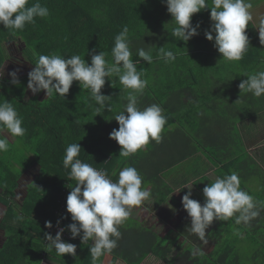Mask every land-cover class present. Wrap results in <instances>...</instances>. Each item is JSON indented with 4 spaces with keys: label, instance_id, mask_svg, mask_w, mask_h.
Listing matches in <instances>:
<instances>
[{
    "label": "trees",
    "instance_id": "16d2710c",
    "mask_svg": "<svg viewBox=\"0 0 264 264\" xmlns=\"http://www.w3.org/2000/svg\"><path fill=\"white\" fill-rule=\"evenodd\" d=\"M35 2L29 0L28 6ZM39 2L48 8L49 15L35 18L34 25L10 32L0 24L2 69L6 62V46L13 42H20L24 48L41 55L55 53L65 59L80 55L89 64L93 50L97 54L104 51L108 53L106 60L111 62L114 38L127 26L134 61L139 59L138 48L155 46L153 63L148 65L141 61L137 65L138 70L144 69L142 78L148 81L143 94L138 97V107L143 110L151 104L160 105L167 122L160 139L150 140L146 152L139 150L127 159L121 158L120 146L109 139L112 130L119 128L114 116L123 111L127 103L126 93L120 90L117 77L106 78L101 91L112 97V111L105 109L101 115L94 111L97 105L90 100L88 90L80 88L78 82L73 83L65 98L53 95L39 100L27 97L28 74L17 77L18 85H13L11 79H1L0 102L7 100L13 105L23 119L22 127L26 132L24 136L10 140L8 151L0 153V203L6 207L0 220V229L5 235V242L0 246V264H43L44 259H52L56 264H92L89 251L92 242L82 244L80 237L72 239L68 230L72 221L66 212V200L71 191L69 186L74 187L75 181L68 179L70 169L64 168L63 157L72 143L80 144L78 158L82 162L103 170L113 181H117L119 171L124 167H135L143 177L142 187L151 193L148 200L155 209L174 193V188L162 174L201 152L214 169L216 178L237 173L240 188L253 196L258 207L264 204V166L247 150L236 127L243 119L264 112V96L256 98L243 94L240 97L238 87L247 79L246 73L264 69V45L260 44L253 22L246 29L249 47L243 59L225 62L220 61L222 57L214 48V41H208L204 35L211 28L210 9L193 16L192 25H200L199 34L185 43L171 35L174 23L164 0ZM163 46L174 52L175 61L165 63L156 58L158 48ZM207 69H213L214 81L205 87V79L210 76ZM238 69L247 70L242 74ZM224 70L226 72L222 74ZM228 80L230 89H222L223 82ZM211 92L214 98L209 104L174 106L172 102L176 97L204 98ZM242 98L260 103L243 104ZM238 99L240 103L236 102ZM195 118L202 121L198 122L197 133L202 131L204 136H190V120ZM175 122H179L176 129ZM176 130L184 135L181 151L174 153L173 144L171 151H159L163 145L173 143ZM15 142L23 148L21 173L14 169L19 164L13 146ZM32 169L36 172L35 178L27 184L26 194L18 203L16 190L22 176ZM205 172H208L207 168ZM216 178L200 177L195 187L201 198L193 195L191 198L203 205V188ZM183 191L188 192L184 188ZM46 221L65 230L62 240L77 246L75 257H61L54 249H47L44 236L49 234V228L45 227ZM148 222L139 217H128L119 226L121 236L117 247L108 255L124 264H142L148 257H155L164 264H264V210L247 226L236 225L233 219L214 221L206 230V243L187 234L190 218L181 202L178 203V223L183 228L178 226V229L182 232L170 229L162 235ZM55 235L52 234L53 238ZM106 255L97 264H102Z\"/></svg>",
    "mask_w": 264,
    "mask_h": 264
},
{
    "label": "clouds",
    "instance_id": "9594fccd",
    "mask_svg": "<svg viewBox=\"0 0 264 264\" xmlns=\"http://www.w3.org/2000/svg\"><path fill=\"white\" fill-rule=\"evenodd\" d=\"M164 3L174 23L171 35L177 40L187 43L197 36L200 25L193 26L192 18L210 9L211 28L204 35L208 41H214V48L222 57L220 61L238 62L243 59L249 47L246 29L254 19L250 11L253 8L251 0H211L210 4L209 0H164ZM28 5L29 0H0V24L4 29L21 31L28 24L34 25L35 18L49 15L48 8L42 6L39 0ZM258 32L260 44L264 45V17L259 20ZM153 47L138 48L136 55L139 59L134 61L129 29L124 26L114 38L111 62L106 60L108 53L104 51L97 54L93 50L90 64L80 55L65 59L55 53L41 55L34 51L37 60L35 67L28 73L27 89L32 95L43 91L47 98L53 95L65 98L73 83L78 82L80 88L88 90L90 100L97 105L94 111L101 115L105 109L112 111V97L101 91L106 78L110 80V77H117L120 90L126 93L127 103L123 111L114 116L119 128L112 130L109 139L120 146L119 157L127 159L150 140L158 141L167 122L160 105L151 104L143 110L138 107V97L143 94L148 81L142 78L144 69L138 70L137 65L141 61L148 65L153 63ZM156 58L169 63L175 61L176 56L163 46L158 48ZM9 76L13 85L19 84L15 71ZM245 77L247 79L238 85L240 97L243 94H251L256 98L264 96V70L246 73ZM0 79H3L2 70ZM22 123V117L10 102H0V153L8 151L10 138L25 135L26 129ZM80 151L79 143L69 144L63 157L64 168L70 169L68 179L75 181L74 187L69 186L71 191L66 200V212L72 221L68 230L72 239L80 237L82 244L92 242L89 251L92 264H97L102 256L110 254L117 247L121 236L119 226L129 217L133 208L150 198L151 193L142 187L143 177L135 167H124L119 171L117 181L113 182L104 171L82 162L78 158ZM113 175L116 173L113 172ZM184 188L188 192L183 195L181 203L190 218V227L186 228V232L205 243L206 230L214 221L233 219L236 225L247 226L264 210V204L258 207L253 196L240 188V180L235 172L223 178L217 177L203 188V205L191 198L192 186ZM45 227L51 229L52 223L46 221ZM63 232L61 228L54 238L45 233L46 247L49 251L54 249L58 256L75 257L77 246L64 242Z\"/></svg>",
    "mask_w": 264,
    "mask_h": 264
},
{
    "label": "crops",
    "instance_id": "0c3cea01",
    "mask_svg": "<svg viewBox=\"0 0 264 264\" xmlns=\"http://www.w3.org/2000/svg\"><path fill=\"white\" fill-rule=\"evenodd\" d=\"M251 2L253 4V8L250 11L254 17L252 22H253L254 26L256 27V30L258 31L259 20L261 17H264V4H263V2L260 3L259 0H251ZM246 70L247 69H238L239 73H242V74H245ZM259 70H264V69H252L250 71V73L253 74ZM208 72H209L210 76H208L205 79V83H204L205 87L210 84L209 82L213 83V81H214L213 69H210V71H209V69H207L206 73L208 74ZM225 72L226 71L224 70V72H222V74ZM227 75H229V74H227ZM222 87H223L222 89H230V81L228 80L226 82H223ZM26 94H27V97H37L39 100H43V99L47 98L43 91L37 95H32L31 91L27 89ZM213 98H214V96H212V92H211L208 96H206L204 98L198 97V96H191V97H184V98L183 97H176L172 102H173L174 106H181V105L197 106V105H202V104L203 105L209 104V102L211 100H213ZM224 100L225 99L223 98L222 101L225 102ZM242 101H243V104L260 103V102H256L253 99L247 100V99L242 98ZM239 103H240V101H239ZM108 116L110 117L109 114H108ZM179 117L180 116L178 115L177 118H179ZM263 118H264V112L259 113L254 118L243 119L242 121H240L236 125V127L238 128V130L240 132V135L244 139V145L247 147V150L250 152L251 155L256 157V159L259 162H260V160L264 162V147H263V149L256 148L255 149L256 151L254 153H251L252 149H250L248 144H249L250 138H252V140H255L254 141L255 143L258 141L259 142L264 141V119ZM198 122H202V121L199 120V118H195V120H193V119L190 120V124H191L190 125V131H191L190 136H204V133H202V131L201 132L199 131L200 133H197L198 132L197 130L199 127ZM174 126L176 129V127L179 126V122H175ZM212 132H215V131H212ZM209 134H211V133H209ZM206 135H207V133H206ZM182 136H184L182 131L176 130L174 132V135H173V137H174L173 143H169V144H171L169 146H167V144L163 145L159 151L167 152V151H171V149L173 148L174 153L180 152L182 149V146H181V137ZM10 139L13 140V138H10ZM172 144H173V147H172ZM250 144H251V142H250ZM141 150L146 152L148 150L147 145H145ZM188 162H191V165L185 167L184 165L187 164ZM200 164H201V166H200ZM190 166H192L194 168V170H195L194 172L191 171ZM205 168L208 169V172H205ZM213 170L214 169L212 167H210L208 159L203 152L198 153L195 156L191 157L190 159H187L186 161L181 162L180 164L170 168L169 170L165 171L162 174V176H163L164 180L170 186H172L174 188V193L171 195V197L168 198L167 201L162 206L158 207L157 209H155L153 207V205H151L152 203L147 199L140 206L133 208L131 210L129 217H131V218H134V217L138 218L139 217V218H142V220L148 222L149 218L152 215H154L157 217L158 223L160 222V220L164 224L167 222L171 223L173 221V220H171V218L178 219V217H177V215H178V213H177L178 203L181 202L183 195L186 194L183 191V188L186 186H192V189H191L192 195L201 198V194L198 191V189L195 187V183L200 177H203L204 175H208L209 177H211L213 179L216 178L214 173H213ZM184 172H186V174ZM35 174H36V172L32 169L22 176L21 181L23 179H26V180H28V182L25 184V187L23 189H21L22 188V182L20 181L19 188L16 190L15 200L17 201L18 197H20L19 196V190H20V192H22V190H23V193H21L22 196H21V199H19L18 203L21 202L22 199L24 198V196L26 194L27 184L30 183L35 178ZM184 189L186 191H188L187 188H184ZM179 190H181V191L179 193H176ZM150 210H152V211H150ZM5 211H6V207L0 203V220L3 217ZM162 222H160V224ZM169 229H171V228H169ZM172 229L177 230L178 227L177 228L173 227ZM4 242H5L4 231L2 229H0V246L3 245ZM149 258L150 257H148L142 264H145ZM43 264H56V263L52 259H49V260L44 259ZM102 264H124V263H122L119 260H117V261L114 260L111 255L107 254L104 257ZM152 264H156V263H152Z\"/></svg>",
    "mask_w": 264,
    "mask_h": 264
},
{
    "label": "rangeland",
    "instance_id": "374dc122",
    "mask_svg": "<svg viewBox=\"0 0 264 264\" xmlns=\"http://www.w3.org/2000/svg\"><path fill=\"white\" fill-rule=\"evenodd\" d=\"M259 2L260 3L263 2V4H264V0H259ZM5 52H6V62H5L4 68L2 69L3 79H6V78L12 79L11 76H9V73H11L13 71H15L17 73V77L22 76L24 74H28L35 67L34 64H35L36 56L33 54V52L31 50H28L26 47L24 48L23 44H21L20 42H13V43L7 44ZM254 141L255 140H252V138H250V141L248 144L250 149H252L251 153H254L256 151L255 150L256 148L263 149V147H264L263 146L264 141L263 142L258 141L256 143ZM250 142H251V144H250ZM13 146H14V150L16 151V158H17L18 163H19L18 165H16L14 167V169L16 172L21 173L22 168H23V166H21V161H23V158H24L23 157V148H22L21 144H18L17 142H15L13 144ZM260 163L264 166L263 161L260 160ZM189 165H191V162H188L184 166L187 167ZM200 166H201V164H200ZM190 169L192 172L195 171L192 166H190ZM184 173L186 174V172H184ZM21 182H22V188L21 189H23L25 187V184L28 182V180L23 179ZM21 193H23V190H22V192H20V190H19V196L20 197H18L17 201H19V199H21V196H22ZM177 213H178V210H177ZM177 217H178V215H177ZM171 220H173L171 223L167 222L165 224L160 220V222H162L160 224V222L158 223L157 217L152 215L149 218L148 223L150 225L156 226L155 227L156 230L158 232H160L162 235L166 234L168 232V230H170L169 228H171V229L173 227L177 228L178 226L183 228V226H181V224L178 223V219L171 218ZM178 231L182 232V230L180 228L178 229ZM152 263L164 264L163 262L159 261L155 257H150L145 264H152Z\"/></svg>",
    "mask_w": 264,
    "mask_h": 264
},
{
    "label": "built area",
    "instance_id": "2783aa9c",
    "mask_svg": "<svg viewBox=\"0 0 264 264\" xmlns=\"http://www.w3.org/2000/svg\"><path fill=\"white\" fill-rule=\"evenodd\" d=\"M92 166V165H91ZM94 167V166H93ZM95 168V167H94ZM97 169V168H96ZM98 171H103V170H100V169H97ZM109 179L110 180H112L110 177H109ZM113 181V180H112ZM113 182H115V181H113ZM61 207L63 208L64 206L63 205H61ZM62 227H60V226H58V225H54V226H52V228L51 229H49L48 230V232H49V234L50 235H52V234H54V233H57L60 229H61ZM62 234H65V230H64V232L62 233ZM66 235V234H65Z\"/></svg>",
    "mask_w": 264,
    "mask_h": 264
}]
</instances>
